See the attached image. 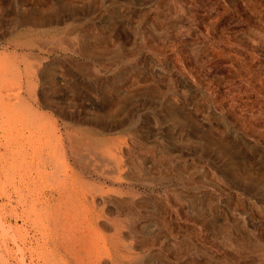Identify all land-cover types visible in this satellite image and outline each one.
<instances>
[{
	"label": "rangeland",
	"instance_id": "374dc122",
	"mask_svg": "<svg viewBox=\"0 0 264 264\" xmlns=\"http://www.w3.org/2000/svg\"><path fill=\"white\" fill-rule=\"evenodd\" d=\"M0 264H264V0H0Z\"/></svg>",
	"mask_w": 264,
	"mask_h": 264
}]
</instances>
